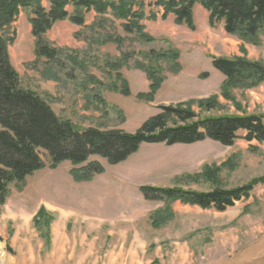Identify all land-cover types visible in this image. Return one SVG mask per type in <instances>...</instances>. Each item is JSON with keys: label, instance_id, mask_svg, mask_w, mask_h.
<instances>
[{"label": "rangeland", "instance_id": "1", "mask_svg": "<svg viewBox=\"0 0 264 264\" xmlns=\"http://www.w3.org/2000/svg\"><path fill=\"white\" fill-rule=\"evenodd\" d=\"M194 18L195 31L175 25L171 16L145 22L154 42L143 43L124 34L120 21L91 11L82 27L64 20L46 33L48 47L57 50L55 61H47L35 56V39L21 13L11 26L10 61L24 87L79 129L132 133L160 106H179L200 117L264 115V82L227 85L211 65L225 58L264 67V37L252 43L226 35L221 25L210 28L197 6ZM106 37H121L122 46L102 43ZM171 50L179 53L180 71L174 74L162 61L160 88L151 99H138L150 91V82L137 65H148L151 51ZM115 72L128 83L130 96L114 91L121 85ZM243 135L231 147L210 140L143 144L115 166L92 157L104 172L81 183L72 180L69 163L51 170L42 155L45 167L21 189L11 185L0 205V264H264V184L223 213L172 201L170 217L155 227L150 217L166 205L145 200L139 191L208 192L264 178V141L245 142ZM42 207L35 224L32 218Z\"/></svg>", "mask_w": 264, "mask_h": 264}, {"label": "trees", "instance_id": "2", "mask_svg": "<svg viewBox=\"0 0 264 264\" xmlns=\"http://www.w3.org/2000/svg\"><path fill=\"white\" fill-rule=\"evenodd\" d=\"M196 6L207 14L210 28L222 25L226 35L252 43H258L264 37V0H0V205L5 204L11 185L21 189L26 178L45 167L42 155L51 170L69 163V175L74 182L81 183L104 172L98 161L90 160L92 157L115 166L135 154L143 144L191 145L210 140L231 147L240 132L244 133L242 139L245 142L264 141V115L200 117L179 106L158 107V112L132 133L119 129H79L71 121L57 116L37 92L24 87L10 61L9 47L15 40L11 26L21 13L27 15L35 39V56L55 61L57 50L48 47L43 37L58 22L68 20L82 27L85 15L92 11L120 21L124 34L151 43L154 39L146 34L144 22H155L158 17L165 20L171 16L175 25L195 31ZM102 43L120 48L123 39L106 37ZM148 56V65H137L144 69L150 82L149 92L137 94L142 100L151 99L163 83L162 61L174 74L181 69L176 50L164 54L151 51ZM122 61L125 63L126 59L123 57ZM211 65L222 74L227 85L240 82L254 86L264 82V67L255 63L214 58ZM116 73L121 85L114 91L130 96L128 83ZM207 174L205 171L200 177ZM259 184H264V178L249 185L233 189L214 188L208 192L155 187H140L139 191L145 200L161 201L166 205L159 213L151 215L155 227L162 226L167 221L164 219L170 217L168 205L172 201L223 213L235 203L247 199ZM44 212V208H40L32 218L33 223L36 224Z\"/></svg>", "mask_w": 264, "mask_h": 264}]
</instances>
